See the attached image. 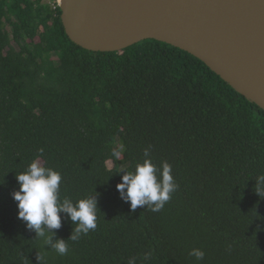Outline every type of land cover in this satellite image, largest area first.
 <instances>
[{
    "label": "trees",
    "instance_id": "16d2710c",
    "mask_svg": "<svg viewBox=\"0 0 264 264\" xmlns=\"http://www.w3.org/2000/svg\"><path fill=\"white\" fill-rule=\"evenodd\" d=\"M61 15L45 0H0V264H264V111L172 45L85 50ZM145 149L178 185L155 212L116 187ZM37 158L61 173V200H97L94 230L70 240L76 223L61 213L39 237L17 218L15 177Z\"/></svg>",
    "mask_w": 264,
    "mask_h": 264
},
{
    "label": "water",
    "instance_id": "95a60500",
    "mask_svg": "<svg viewBox=\"0 0 264 264\" xmlns=\"http://www.w3.org/2000/svg\"><path fill=\"white\" fill-rule=\"evenodd\" d=\"M70 40L121 52L156 40L203 61L264 111V0H56Z\"/></svg>",
    "mask_w": 264,
    "mask_h": 264
},
{
    "label": "clouds",
    "instance_id": "9594fccd",
    "mask_svg": "<svg viewBox=\"0 0 264 264\" xmlns=\"http://www.w3.org/2000/svg\"><path fill=\"white\" fill-rule=\"evenodd\" d=\"M39 152L43 156L44 150L40 149ZM114 155L118 156L119 153ZM143 155V162L137 163L134 171H127L122 176V182L116 187L121 198L130 201L133 210L138 206L147 205L155 212L161 210L171 199L178 185L172 175V166L167 161H162L157 167L150 156V149H145ZM15 179L19 189L12 193V197L17 202V218L26 222L27 228L34 229L39 237L45 236L42 225L48 229L61 228V213L69 214L71 220L76 223L70 240H78L81 234L87 235L97 227V200L93 196L79 199L75 203L67 197L61 200V173L42 166L38 158L33 160L24 172L17 174ZM256 180L255 192L260 196L261 192H264V175L256 177ZM46 242H50V238ZM54 249L65 255L68 246L64 240H60L54 245ZM189 255L201 261L205 252L194 248ZM150 258V253L143 256L145 261ZM128 264H137V258H130Z\"/></svg>",
    "mask_w": 264,
    "mask_h": 264
},
{
    "label": "built area",
    "instance_id": "2783aa9c",
    "mask_svg": "<svg viewBox=\"0 0 264 264\" xmlns=\"http://www.w3.org/2000/svg\"><path fill=\"white\" fill-rule=\"evenodd\" d=\"M49 2L53 5L54 8H56V6H58L56 0H49Z\"/></svg>",
    "mask_w": 264,
    "mask_h": 264
},
{
    "label": "rangeland",
    "instance_id": "374dc122",
    "mask_svg": "<svg viewBox=\"0 0 264 264\" xmlns=\"http://www.w3.org/2000/svg\"><path fill=\"white\" fill-rule=\"evenodd\" d=\"M45 2H49V0H45ZM108 165H109V167H113L114 164H113V162H109Z\"/></svg>",
    "mask_w": 264,
    "mask_h": 264
}]
</instances>
